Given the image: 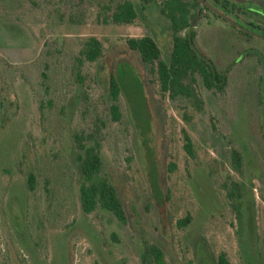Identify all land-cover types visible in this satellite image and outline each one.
Wrapping results in <instances>:
<instances>
[{"label":"rangeland","instance_id":"obj_1","mask_svg":"<svg viewBox=\"0 0 264 264\" xmlns=\"http://www.w3.org/2000/svg\"><path fill=\"white\" fill-rule=\"evenodd\" d=\"M119 1L0 0V264H154L153 246L164 264H264V43L196 26L195 50L226 76L222 93L198 80L197 112L162 96L154 67L126 47L149 37L170 63L158 0H129L137 18L115 25ZM89 38L102 56L79 67ZM75 134L98 149L96 181L115 189L125 224L82 212Z\"/></svg>","mask_w":264,"mask_h":264},{"label":"trees","instance_id":"obj_2","mask_svg":"<svg viewBox=\"0 0 264 264\" xmlns=\"http://www.w3.org/2000/svg\"><path fill=\"white\" fill-rule=\"evenodd\" d=\"M139 1L144 5L155 3V0ZM158 7L161 16L165 17L170 23L172 39L170 63L166 64L161 61L160 49L149 37L129 38L126 40V47L129 51L136 53L143 64L154 67L162 96H167L170 101H186L197 112H201L203 101L197 90L198 80L207 91L222 93L225 89L226 76L223 73H218L210 59L195 50V35L193 32L182 35L190 28L193 19L184 0H167ZM136 18L137 10L134 4L129 0H121L114 8L111 21L115 25H130ZM101 56V43L95 38H89L83 43L79 52L78 65L81 67L84 62L95 63ZM109 94L111 101L115 103L119 96V83L113 75L110 79ZM111 109L115 119H119L117 106L113 105ZM72 140L74 148L78 152L76 158L80 164L82 178V182L78 187L82 212L89 215L97 207H100L111 213L118 222L125 224L126 216L115 189L107 182L96 181L101 169V158L98 149L91 146L87 147L85 144L86 139L77 134L72 136ZM184 140V151L191 160H194L196 153L192 141L187 135L184 136ZM234 161L237 162V167H239L238 159L235 158ZM36 175L34 172H29L25 177V188L29 193L35 191ZM65 185L67 187V184ZM48 194L50 193L48 192ZM188 222L189 219H185L180 222V225H186ZM150 254L154 264H164L163 254L157 247H150ZM215 264L230 263L226 255L221 254Z\"/></svg>","mask_w":264,"mask_h":264},{"label":"flooded vegetation","instance_id":"obj_3","mask_svg":"<svg viewBox=\"0 0 264 264\" xmlns=\"http://www.w3.org/2000/svg\"><path fill=\"white\" fill-rule=\"evenodd\" d=\"M190 9L192 21L184 32L192 33L202 22L214 20L219 29L228 30L244 39L264 43V0H184ZM209 26V25H207ZM224 28H223V27Z\"/></svg>","mask_w":264,"mask_h":264},{"label":"built area","instance_id":"obj_4","mask_svg":"<svg viewBox=\"0 0 264 264\" xmlns=\"http://www.w3.org/2000/svg\"><path fill=\"white\" fill-rule=\"evenodd\" d=\"M167 0H158V3L159 4H162V3H164V2H166Z\"/></svg>","mask_w":264,"mask_h":264}]
</instances>
